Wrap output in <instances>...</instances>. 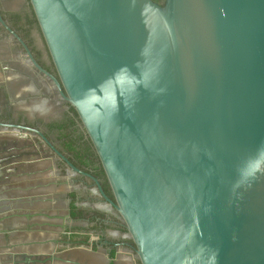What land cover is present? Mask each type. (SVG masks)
Instances as JSON below:
<instances>
[{"label": "water", "instance_id": "obj_1", "mask_svg": "<svg viewBox=\"0 0 264 264\" xmlns=\"http://www.w3.org/2000/svg\"><path fill=\"white\" fill-rule=\"evenodd\" d=\"M29 2L139 263L264 264V0Z\"/></svg>", "mask_w": 264, "mask_h": 264}, {"label": "flooded vegetation", "instance_id": "obj_2", "mask_svg": "<svg viewBox=\"0 0 264 264\" xmlns=\"http://www.w3.org/2000/svg\"><path fill=\"white\" fill-rule=\"evenodd\" d=\"M65 97L29 0H0V264H140Z\"/></svg>", "mask_w": 264, "mask_h": 264}, {"label": "trees", "instance_id": "obj_3", "mask_svg": "<svg viewBox=\"0 0 264 264\" xmlns=\"http://www.w3.org/2000/svg\"><path fill=\"white\" fill-rule=\"evenodd\" d=\"M156 2H161L162 0H154ZM74 112V111H73ZM88 149H90V147H88ZM105 190V189H104ZM106 191V190H105ZM84 213L83 210H81L80 208H76L73 206V204H70V217H73L74 219L78 218V217H82V214Z\"/></svg>", "mask_w": 264, "mask_h": 264}]
</instances>
